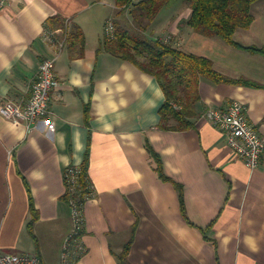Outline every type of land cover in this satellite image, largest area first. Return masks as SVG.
Masks as SVG:
<instances>
[{
    "label": "crops",
    "instance_id": "obj_1",
    "mask_svg": "<svg viewBox=\"0 0 264 264\" xmlns=\"http://www.w3.org/2000/svg\"><path fill=\"white\" fill-rule=\"evenodd\" d=\"M7 1L0 12V96L28 99L47 58L57 59L61 87L52 94L51 114L32 128L0 115V250L18 249L28 232L31 196L38 248L28 253L52 264L39 249L43 226L57 236L60 264L72 230L65 171L82 169L89 155L86 181L94 195L84 209L87 252L75 264H121L129 243L131 264H264V157L259 168L250 169L225 133L204 118L208 109L238 101L262 127L264 55L195 32L182 19L189 10L168 23L176 21L177 36L158 33L157 19L154 36H171L187 52L211 59L224 76L260 86L203 80L193 125L164 130L160 110L166 95L158 79L102 48L115 6L105 0ZM263 4L253 6L255 20L236 32V42L264 47V8L257 9ZM66 19L81 28L85 42H67L59 51L46 32ZM57 36L63 40L65 31ZM147 141L166 175L184 187L185 214L174 183L156 172Z\"/></svg>",
    "mask_w": 264,
    "mask_h": 264
},
{
    "label": "trees",
    "instance_id": "obj_2",
    "mask_svg": "<svg viewBox=\"0 0 264 264\" xmlns=\"http://www.w3.org/2000/svg\"><path fill=\"white\" fill-rule=\"evenodd\" d=\"M181 0H115L116 13L112 19L115 35L102 44L107 52L118 59L129 61L142 71L156 77L166 95V101L160 110V128L172 131H185L193 123L190 121L193 110L201 100L200 84L203 80L214 83H231L260 87L246 78L231 79L214 69V62L206 57L187 52L184 48L169 41L165 42L151 34L155 21L165 9L173 7ZM191 10L190 17L184 23L195 32L207 38H220L228 44L259 52L264 55V47L244 46L236 42L235 34L239 29H249L255 20L253 6L264 0H183ZM70 21L68 43L85 42L81 28L74 25L72 19H66L57 27L48 30H66ZM176 105L182 108L178 109ZM87 113V111H86ZM146 147L154 161L159 177L166 182H173L179 192V199L184 214V187L166 175L161 156L153 149L149 141ZM81 186L87 188L86 195L93 193L86 181L89 168V155L82 166ZM69 200L68 194L66 195ZM30 211L34 215L28 224L30 234L35 237L34 224L38 213L30 196ZM36 238V237H35ZM131 243L119 255L121 264H131L129 251Z\"/></svg>",
    "mask_w": 264,
    "mask_h": 264
},
{
    "label": "built area",
    "instance_id": "obj_3",
    "mask_svg": "<svg viewBox=\"0 0 264 264\" xmlns=\"http://www.w3.org/2000/svg\"><path fill=\"white\" fill-rule=\"evenodd\" d=\"M8 6L7 0H0V12ZM67 29L63 40H59L58 30L46 32V38L62 51L67 44L70 33V21H67ZM115 29L113 22L107 25L106 36L114 38ZM172 41V37L163 39ZM57 59H44L40 64V70L31 85L28 99L14 101L0 96V115L8 121L24 123L28 128L36 125L41 118L51 114L52 94L61 87V81L56 73ZM204 118L214 127L224 132L227 136L229 147L242 159L247 167L255 170L260 167L264 157V121L261 128L254 125L248 116L246 104L235 101L227 109L210 108ZM67 193L71 208L73 229L63 243L60 264H75L86 252L83 243V235L86 228L85 204L94 195V192L86 195L85 187L81 186L82 169L70 166L65 171ZM93 190L92 186H89ZM0 264H43L36 254L8 253L0 254Z\"/></svg>",
    "mask_w": 264,
    "mask_h": 264
},
{
    "label": "rangeland",
    "instance_id": "obj_4",
    "mask_svg": "<svg viewBox=\"0 0 264 264\" xmlns=\"http://www.w3.org/2000/svg\"><path fill=\"white\" fill-rule=\"evenodd\" d=\"M105 1H106V3L110 4V7L113 8V6H115V0H105ZM112 8H110V10H112ZM263 8H264V6H262V5L257 7V9H260V10ZM188 10H189V12H191L190 8L188 7V5L183 0L177 2L173 7L163 10L161 12L160 16L158 17L159 29L157 28L158 29L157 32L158 33H164V32L169 31V32H172L175 36H177L178 33L174 27V25H176L175 24L176 21H174L171 26L168 23L171 24V22H172L171 18H177L178 16L181 15L182 12L185 13ZM189 12H188V14L182 16V19L188 20L189 19ZM165 25H167V26L165 27ZM165 36H158V38H161V39L167 38L168 35H165ZM176 107L178 109L182 108L179 105H176ZM72 229H73V224H72ZM37 237H38L39 242L42 246L41 248H39L42 256L45 258L47 263L48 262L50 263V261H51L52 264H56L60 258L59 251H57L59 246L57 248L55 246V239L57 237L56 234L53 232H49L46 228H44L42 226L37 231ZM18 244H19L18 249L0 250V254H8V253H15L16 254V253H22V252L28 253V252H34L38 248V242H37L36 238L30 234L29 229H28V232H26L25 234H23L21 236V239H20ZM28 254H30V253H28Z\"/></svg>",
    "mask_w": 264,
    "mask_h": 264
}]
</instances>
